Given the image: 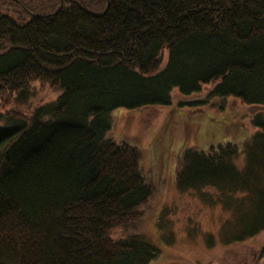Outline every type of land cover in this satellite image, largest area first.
<instances>
[{
	"label": "trees",
	"instance_id": "16d2710c",
	"mask_svg": "<svg viewBox=\"0 0 264 264\" xmlns=\"http://www.w3.org/2000/svg\"><path fill=\"white\" fill-rule=\"evenodd\" d=\"M109 1L100 16L91 0H0V264H150L156 246L113 236L153 192L110 114L206 87L180 105L264 109V0ZM37 84L58 97L29 110ZM253 126L243 146L186 149L177 176L217 191L226 246L264 231V113Z\"/></svg>",
	"mask_w": 264,
	"mask_h": 264
},
{
	"label": "rangeland",
	"instance_id": "374dc122",
	"mask_svg": "<svg viewBox=\"0 0 264 264\" xmlns=\"http://www.w3.org/2000/svg\"><path fill=\"white\" fill-rule=\"evenodd\" d=\"M93 2L90 8L94 11L110 6L109 0H91L89 4ZM37 87L29 110L58 97L57 90L48 85ZM208 91L206 87L201 94L187 98L174 90L171 105L117 109L109 116L106 136L139 149L140 170L153 192L135 224L113 236L137 234L156 246L159 255L150 264H264V231L246 243L224 245L219 230L227 214L216 199L217 191H183L177 184L186 149L207 151L228 142L243 146L255 130L253 119L264 113V109L235 98L223 109L217 100L199 108L180 105L206 100Z\"/></svg>",
	"mask_w": 264,
	"mask_h": 264
},
{
	"label": "bare ground",
	"instance_id": "6f19581e",
	"mask_svg": "<svg viewBox=\"0 0 264 264\" xmlns=\"http://www.w3.org/2000/svg\"><path fill=\"white\" fill-rule=\"evenodd\" d=\"M107 10L108 9H106L105 11L102 9H99L97 15L103 16L107 12Z\"/></svg>",
	"mask_w": 264,
	"mask_h": 264
},
{
	"label": "water",
	"instance_id": "95a60500",
	"mask_svg": "<svg viewBox=\"0 0 264 264\" xmlns=\"http://www.w3.org/2000/svg\"><path fill=\"white\" fill-rule=\"evenodd\" d=\"M108 8H109V7H108ZM108 8H107V9H108Z\"/></svg>",
	"mask_w": 264,
	"mask_h": 264
}]
</instances>
